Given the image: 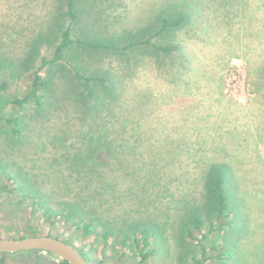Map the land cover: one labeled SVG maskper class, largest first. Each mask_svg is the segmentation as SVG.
<instances>
[{"label": "rangeland", "instance_id": "rangeland-1", "mask_svg": "<svg viewBox=\"0 0 264 264\" xmlns=\"http://www.w3.org/2000/svg\"><path fill=\"white\" fill-rule=\"evenodd\" d=\"M96 1H77L80 20L85 22L82 16L87 11L91 20L105 27L101 37L112 36L122 42L128 31L151 21L155 11L144 7L162 0H102L98 6ZM242 1H234L229 14L223 3L212 6L213 29L208 40L198 27L188 34L187 40L184 36L175 37L176 41L185 39L187 49L196 57L197 74L192 72L191 78L171 69L172 63L178 65L177 54L162 60L152 55L151 62L136 67L126 62L130 54L82 51L85 64L98 71L99 76L117 75L124 79L123 101L118 102L115 111L119 114L127 106L128 113L118 116L115 129H126L125 134L118 135L125 148L120 151L121 164L107 167L117 190L112 205L102 206L101 211H108L107 218L118 223L131 218L129 214L138 217L143 213L159 222L166 221L172 215L173 195L178 207L183 205L176 200L178 197L186 196V201L199 199L205 162L217 160L233 165L241 184L237 194L246 193L251 216L242 234L221 231L209 235L205 240L206 256L212 258L205 264H264V80L254 71L264 59V0H247L245 7ZM55 4L56 0H0V51L15 59L23 57L26 42L35 41L37 31L46 28ZM79 31L78 26L73 27V38L79 36ZM17 87L21 97L25 90L20 88L22 84ZM58 106L63 108L40 124L41 130L23 150L25 163L36 173L40 172L39 160L47 155L46 151H54L55 144L38 149L42 140H52L47 135L52 124L63 128L59 136L68 138L71 129H83V121L88 122L82 120L89 107L87 102L76 108L60 101ZM179 140L183 151L173 153ZM138 181L142 190L136 195L133 188ZM19 200V196L0 198V236L27 234L28 225L41 217L30 215V203L20 204ZM40 222L39 230L48 232L49 225L43 218ZM223 241L236 243L231 247L232 260L220 257V250L212 249ZM101 243L100 240L97 245ZM89 247L87 244L85 250ZM125 249V257L119 260L120 243L108 244L102 264H138L134 247L127 243ZM196 253L199 258V247ZM8 264L30 262L17 255Z\"/></svg>", "mask_w": 264, "mask_h": 264}, {"label": "trees", "instance_id": "trees-1", "mask_svg": "<svg viewBox=\"0 0 264 264\" xmlns=\"http://www.w3.org/2000/svg\"><path fill=\"white\" fill-rule=\"evenodd\" d=\"M77 1L56 0L48 15V25L37 31L35 41L26 42L23 57L15 59L0 51V198L19 196L20 204L30 203V215L41 216L28 225L29 233L0 237L52 236L74 245L88 264L104 263V248L115 242L121 246V252L117 253L119 260L125 257V246L129 243L137 252L138 264H205L212 258L206 256L205 240L209 235L221 231L242 234L251 216L246 193L237 194L241 184L233 165L217 160L205 162L199 199L186 201V196L178 197L176 200L183 202L178 207L174 205L173 195L172 215L166 221L159 222L143 213L138 217L129 214L131 218L118 223L107 218L108 211H101L102 206L110 207L117 191L107 167L121 164L120 151L125 148L118 135L125 134L126 129L121 132L115 129L118 116L128 113L127 106L119 114L115 111L118 102L123 101L124 79L117 75L99 76L98 71L85 64L82 51L130 54L126 62L136 67L142 66L152 55L162 60L177 54L178 65L172 63L171 69L191 78L192 72L197 74L196 57L187 49L185 39L176 41L175 37L184 36L187 40L188 34L198 27L208 40L213 29L212 6L223 3L229 14L236 0L153 2L144 7L155 11L151 21L135 31H128L127 39L122 42L112 36L101 37L105 27L91 20L87 11L82 16L85 22L81 21ZM101 1H96L95 5ZM242 2L243 7L247 6V0ZM75 26L80 30L77 38H73ZM254 71L264 80V59ZM18 84L25 90L21 97L16 90ZM12 89L16 90L14 94L10 93ZM60 101L76 108L87 102L89 107L82 112V120L88 122L83 121V129H71L68 138L59 136L63 128L52 124L47 134L52 140H42L38 149L55 144L54 151H46L47 155L39 160L42 162L40 172L36 173L25 163L23 150L41 130L40 124L63 108L58 106ZM182 151L179 140L173 153ZM140 182L133 188L136 195L142 190ZM98 198L102 203L93 201ZM42 218L50 227L48 232L39 230ZM100 240L102 243L97 245ZM87 244L90 245L88 251L85 250ZM235 244L223 241L212 249L220 250V257L232 260L231 247ZM196 246L200 248L199 258ZM17 255L27 257L30 264L41 261L69 264L57 263L52 254L42 251L0 254V264H8Z\"/></svg>", "mask_w": 264, "mask_h": 264}, {"label": "water", "instance_id": "water-1", "mask_svg": "<svg viewBox=\"0 0 264 264\" xmlns=\"http://www.w3.org/2000/svg\"><path fill=\"white\" fill-rule=\"evenodd\" d=\"M26 251H42L52 254L57 263L88 264L86 258L74 246L61 239L40 235L25 238H1L0 254H15Z\"/></svg>", "mask_w": 264, "mask_h": 264}]
</instances>
